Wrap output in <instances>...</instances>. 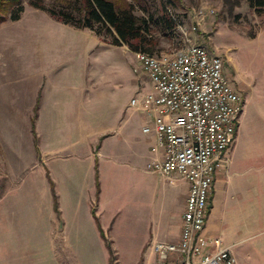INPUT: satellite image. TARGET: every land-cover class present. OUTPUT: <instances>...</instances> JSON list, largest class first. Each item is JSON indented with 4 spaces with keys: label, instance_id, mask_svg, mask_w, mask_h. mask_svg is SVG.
Here are the masks:
<instances>
[{
    "label": "rangeland",
    "instance_id": "374dc122",
    "mask_svg": "<svg viewBox=\"0 0 264 264\" xmlns=\"http://www.w3.org/2000/svg\"><path fill=\"white\" fill-rule=\"evenodd\" d=\"M23 3L19 20L0 22V264H134L111 238L107 245L80 244L74 224L86 217L81 192L73 196V164L84 174L77 152L98 143L101 130L120 127L124 114L141 135L149 115L131 102L151 78L135 71L136 51L125 44ZM177 3L170 8L177 26L157 32L155 53L174 55L197 43L223 56L244 100L242 136H254L255 125L264 144V9L249 0ZM136 11L143 13L139 5ZM250 173L261 176L258 194L236 188ZM212 195L210 234L236 242L238 264H264V166L232 167Z\"/></svg>",
    "mask_w": 264,
    "mask_h": 264
},
{
    "label": "built area",
    "instance_id": "2783aa9c",
    "mask_svg": "<svg viewBox=\"0 0 264 264\" xmlns=\"http://www.w3.org/2000/svg\"><path fill=\"white\" fill-rule=\"evenodd\" d=\"M136 58L135 71L147 72L152 87L131 103L152 115L154 127L144 130L155 129L163 149L148 168L178 172L190 182L181 239L158 241L154 249L169 264H237L231 247L205 229L217 172L237 134L243 96L226 75L223 56L205 45L191 44L174 55L138 51Z\"/></svg>",
    "mask_w": 264,
    "mask_h": 264
},
{
    "label": "crops",
    "instance_id": "0c3cea01",
    "mask_svg": "<svg viewBox=\"0 0 264 264\" xmlns=\"http://www.w3.org/2000/svg\"><path fill=\"white\" fill-rule=\"evenodd\" d=\"M242 114L235 140L217 172L215 187L210 195L211 208L205 229L208 235L214 227L210 222L215 197L212 193L216 191L218 180L229 175L232 167L245 172L264 166L263 139L259 138L255 125L254 136H242ZM148 115L142 136L134 128L132 117L124 114L120 127L115 131L112 127L101 130L98 143L77 152L87 174L80 173L78 162L73 164L79 183L73 190V196L77 197V193L81 192L83 202L80 205L84 204L83 216L86 219H76V213L74 230L79 233L83 246L107 245L111 238L116 246L126 249V255L134 264H169L159 257L154 245L158 241L178 242L181 239L190 182L178 172L165 174L148 168L153 158L163 156L155 129L150 132L144 130L146 125H155L152 115ZM260 177L256 173L242 174L236 188L241 190L244 187L247 194H258L261 190ZM87 178L89 184L85 185ZM227 181L229 183L230 180L227 178ZM63 231H66L65 226ZM222 241L225 246L231 247L239 262L236 242Z\"/></svg>",
    "mask_w": 264,
    "mask_h": 264
},
{
    "label": "trees",
    "instance_id": "16d2710c",
    "mask_svg": "<svg viewBox=\"0 0 264 264\" xmlns=\"http://www.w3.org/2000/svg\"><path fill=\"white\" fill-rule=\"evenodd\" d=\"M252 5L264 9V0H249ZM31 4L48 11L56 19L78 28H90L103 40L115 45H128L132 50L156 54L160 44L157 32L171 33L177 19L171 7L177 0L152 4L148 0L125 2L116 0H63L47 5L45 0H30ZM139 5L143 13L139 14ZM25 10L23 0H0V22L19 20Z\"/></svg>",
    "mask_w": 264,
    "mask_h": 264
}]
</instances>
